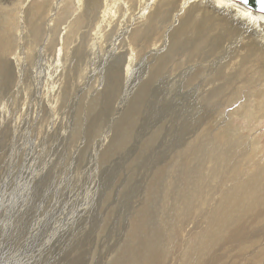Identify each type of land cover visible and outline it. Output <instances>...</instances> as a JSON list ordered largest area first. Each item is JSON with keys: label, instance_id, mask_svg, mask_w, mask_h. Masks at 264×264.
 <instances>
[{"label": "rangeland", "instance_id": "374dc122", "mask_svg": "<svg viewBox=\"0 0 264 264\" xmlns=\"http://www.w3.org/2000/svg\"><path fill=\"white\" fill-rule=\"evenodd\" d=\"M23 1L0 0V264H264L260 208L217 261L192 255L223 209L226 155L249 147L264 165V62L247 38L164 7L136 15L140 0L105 20L87 0H30L27 14ZM35 73L56 96L39 95Z\"/></svg>", "mask_w": 264, "mask_h": 264}, {"label": "bare ground", "instance_id": "6f19581e", "mask_svg": "<svg viewBox=\"0 0 264 264\" xmlns=\"http://www.w3.org/2000/svg\"><path fill=\"white\" fill-rule=\"evenodd\" d=\"M29 1L30 0H24L23 1V4L27 5V7H25V9H24V14H27L29 11V8H28V5L30 3ZM79 1L81 2L82 0H79ZM117 1L118 0H87L88 7L93 8L95 6V10H94L95 12H97L99 5H103L101 18H103L104 20H105V18H113L116 15L117 10H116L115 4ZM132 1H134V0H132ZM56 3L57 4L53 7V10H54V8H57L59 6L58 0ZM139 3L140 4L138 5L136 15L145 16L148 8L150 9L152 7L158 6V7H161L162 9L164 7V11L169 15V17L173 18L175 20L177 18L181 19L182 18L181 16L184 15L183 18H184L185 22L190 20V19H193V18H196V19L202 18L204 23L208 24L209 29L213 28L217 23L221 24L222 26L223 25L227 26V28H232V29H234V31L238 32L239 34H241L242 36L247 38L246 41H244L242 39L244 41L242 44L248 46V48H249L248 52L253 54L254 56H257L258 59H261L262 62H264V15L255 11V10H252L251 8H249L245 5H243L238 0H140ZM90 8H88V9H90ZM46 9H48V8H46ZM37 11H38V8L33 6L32 12L37 13ZM183 18L181 20H183ZM20 19L23 22V20L25 18H20ZM22 26L23 25L21 24V26L18 28L21 29ZM128 27H129V24L126 26L125 29H124V27H122V29H120V31L126 32V31H128ZM203 27H205V26H203ZM198 28H200V26ZM0 34H1V31H0ZM230 44H232V43H230ZM239 44H241L240 40H239ZM33 46H34V44H33ZM44 47H45V44L41 46V49H43ZM158 47L159 46L156 45V48H158ZM235 47L236 46H234V48ZM242 47H243V45H242ZM113 48L115 51L116 47H113ZM238 48L239 47H237V49ZM61 51H62V48H59L58 49L59 53L57 56V60H58L57 66H59ZM40 54H42L44 57H45V55H49L48 57H45V60L47 59V61H53L51 54H49L46 50H41ZM1 63L2 62H0V74L2 72L1 71L2 65H5V64H3L5 62H3L2 65H1ZM133 63L134 62L132 61L131 58H129L125 62V57H124L122 62L119 64L120 66H122V67H120L119 71H122V74L125 77H129V75L133 71ZM22 65H23V63H22L20 52H19V53H17V57L15 60V68H14L15 79L17 82L19 81V83H21L22 80L25 79V76H28V74L23 75L25 69L22 68ZM262 65H263V63H262ZM44 69H45V66H44ZM4 75H6V72H4ZM42 75H43V77L39 76L37 73H35L34 77H32L36 80L37 86H38V84H42V86L38 88L39 95L41 97L50 96V95L56 96L55 92L53 94H51L52 90H50L48 87L45 86V84L43 83L44 74H42ZM8 77H9V74H8ZM0 78H1V75H0ZM4 79H6V78L4 77ZM6 83L7 82L5 80V84ZM12 109H13V107H12ZM1 111H6V109L4 107L1 108V97H0V119H1ZM13 111H16V110H13ZM9 114H10V112H9ZM50 116L52 118V115H50ZM7 117H5V118H7ZM55 117H57V116H55ZM55 119L56 118H52V121H49L47 119V123H54V121L57 120V119L56 120ZM235 131H236V129H235ZM227 140L231 141L229 137H227ZM256 143H257V141H256ZM233 144H234V142H233ZM248 148L242 149L241 152L239 149V152H240V153H238L240 156L239 158L237 157V154L233 150L230 151L226 155L225 163L228 162L227 165L230 162H235V160H236V165H233L230 169H228L229 173L231 174L230 175L231 177L229 178L225 175V177L229 178V182L231 183L232 186L229 184L230 187L227 185L229 188H226L225 190L223 189L224 191L222 193L226 194V195H224L223 209L217 210V211L213 210L208 214L207 225H206L207 231L205 232L206 234H203L202 236L197 235L199 237V239L202 240V242H201V244H200L201 246H200L199 242L196 239V242H198V245L200 247L193 248L192 255L199 260H203V256L201 254V252H202L203 254H206V253L209 254V257L211 259L210 262L214 263V260L217 261V258L219 259V253H218L217 247H219L220 245H221L220 248L223 247L222 241L226 240L227 235L229 234L230 230L233 227H237L239 225V221L241 219H243L244 216H247L248 213L250 214V212L257 210L258 208L264 209V165L260 164L259 162H258V165L256 164L258 154H257V152H253V151L249 150ZM236 151H238V149H236ZM250 152L253 153V155H254L251 158L250 163H249L250 166L253 167V169L249 168L248 166L246 167V162H249L248 159H250V154H251ZM219 155H220V152L212 154L211 160L213 161V163L217 162V163H215L217 165L220 163V156ZM251 156H252V154H251ZM262 160L264 161V158H262ZM228 166H230V165H228ZM248 168L251 170H249ZM222 178H224V176ZM227 178H226V180H227L226 182H228ZM209 197H211V196L209 195ZM218 198H221V197H218ZM216 200H218V199H216ZM221 200H223V199L221 198ZM219 202H217V205L214 204V207L218 206ZM214 203H216V202H214ZM219 206H220V204H219ZM250 215H252V214H250ZM257 217L259 218V216H257ZM197 234H198V232H197ZM230 235H232V234H230ZM173 240H175V239H173ZM170 241H172V240H170ZM240 248L246 250L245 245H242ZM152 249H153V247H152ZM157 249H159V247H157ZM160 251H161V249H160ZM188 252H189V250H188ZM157 254L155 253V254H152L151 256H154ZM206 258H207V254H206ZM150 260L153 263L155 258H152Z\"/></svg>", "mask_w": 264, "mask_h": 264}, {"label": "water", "instance_id": "95a60500", "mask_svg": "<svg viewBox=\"0 0 264 264\" xmlns=\"http://www.w3.org/2000/svg\"><path fill=\"white\" fill-rule=\"evenodd\" d=\"M243 5L264 15V0H238Z\"/></svg>", "mask_w": 264, "mask_h": 264}]
</instances>
